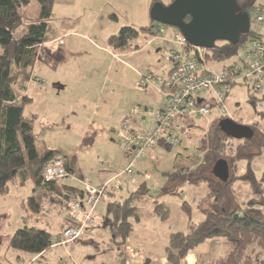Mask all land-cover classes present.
Listing matches in <instances>:
<instances>
[{"label":"rangeland","instance_id":"rangeland-1","mask_svg":"<svg viewBox=\"0 0 264 264\" xmlns=\"http://www.w3.org/2000/svg\"><path fill=\"white\" fill-rule=\"evenodd\" d=\"M168 1L170 0H163V3L167 4ZM260 3L264 4V0H257V4L260 5ZM120 20H122V23L125 21L123 18ZM158 25L159 29L163 28L166 31L165 34H159V36L173 37V27ZM252 28H254V25H252ZM117 33L115 34L117 35ZM149 41H151V44H148ZM135 42L143 45L141 53L134 57L137 61H142L132 63L129 58H122L133 68L131 70L124 68V75L122 73L113 77L112 74L104 90L95 89L99 87L98 84H101L105 77L102 74L100 58L93 56V58L87 57V59L81 60L79 64H81L82 73L85 71L84 75H66L61 72L62 69L55 71L52 67H45L46 65L43 66L41 63L36 66L39 56L42 54L43 44L40 47L38 59L32 72V80L26 86L27 89L23 91L24 94L33 98V102L25 109V115L28 117L31 115L36 116L34 125L38 148L40 150L45 148L56 150L60 153L61 159L70 163L74 174L72 177L61 180L62 183H68L79 188H82L85 183L103 185L107 181H116L118 174L131 168L133 174L118 178L124 186L123 197L131 195L142 183L147 186L146 194L136 195L133 198L132 205L139 208L141 217H143L141 226L137 227L141 229L138 232L136 231L133 240L140 241L139 237L143 235V238L157 237L161 241H168L171 233L177 231H180L179 233L187 232L190 229V223L197 224L204 219L199 205H204V208L217 209V207L214 209L209 206V203H212L215 197L209 199L208 188L204 185L186 184L175 195H170L165 190L167 191L168 188H172L174 185V183H171L168 186V174H172L176 169L182 170L183 168L193 167L199 160V158L197 160L196 158L203 156L198 150L200 134L211 130L210 124L217 117H221L223 113L219 105L212 104L205 119L199 118L195 121V125L199 127L195 128L193 134L190 137L181 136L179 143L173 146L171 151L159 147L156 151H149L145 156H140L137 159L135 155L127 156L125 150L118 144L116 134L111 132V126L118 125L120 117L130 115L133 108L139 106V112L146 113L147 117L145 121H138L139 126L150 129L156 124L153 111L160 109L165 104L164 96L153 87L145 89V92L138 90L135 86V73L133 72L134 70L141 71V69H144L142 66L150 63V56H152V59L158 56L157 59L160 60L159 63L163 66L161 73H166L170 66L164 60V51L166 48L175 47L173 44H167L161 38L155 40L154 37L144 32ZM158 47L161 48L159 54L156 53ZM242 56L243 49L234 57L220 62L222 64L212 63L211 61L207 63H209L210 69L216 70L220 65H229L231 62L242 58ZM50 61L49 57L45 58L46 64H49ZM96 70V73L89 74V71ZM91 81L92 85H90ZM57 83H63L66 88L64 90L60 88L53 89ZM233 88L232 95L234 98L231 104H228L229 108L227 110L238 123L249 125L256 123L257 125H252V127L258 128L256 131L264 134V101H258L254 107L245 93L240 92V89H235L243 88L242 86L235 85L231 87V89ZM35 90L41 92L37 93ZM205 96L209 100H215V97L210 93ZM236 102H239V105H236ZM145 108L149 109L148 112L144 111ZM102 127L107 129L109 136L101 132ZM135 129L140 130V128ZM240 164L241 168L237 170L238 176L243 173L242 171H245L244 168L246 167L245 161ZM252 168L258 178L264 174V149L261 156L252 163ZM216 178L219 182L215 186L218 184V188H222L223 191L224 182L219 177ZM232 187L241 202H247L253 198L247 183L237 180L234 181ZM32 190L33 185L31 183L20 186L18 181H14L9 184L8 193L0 196V210L3 209L9 214L7 227L9 234L24 225L22 217L25 211L20 209L19 202L22 199L29 198L32 195ZM108 197L121 199L118 194H109ZM159 201L166 204L170 212V217L165 222L155 217V204ZM99 202L100 204H97L96 207L98 219L95 218L90 224L88 232L81 239L82 241H75V244L69 243L66 245L67 247H61V245L56 248L52 247L38 256L10 249L7 259L11 260L13 264H120L123 259L126 260L132 253H141L144 256L150 254L159 259L162 254H165L167 244L162 246L161 241L155 243L156 246L154 245L152 250L148 249L146 251L139 250L141 248L133 242L130 243V241L126 242L124 246L115 244L111 240L110 232L104 229L102 224L104 220L102 218L106 215L108 200L103 198ZM224 202L223 206L227 208L229 204ZM184 203L192 208L191 222L182 209ZM53 207L51 204L45 205L41 213L30 214L29 225L50 232L55 243L57 242L58 230L53 228L56 225L55 216H52L53 212L56 211ZM66 207L69 209L68 206ZM132 222H134L133 219ZM149 231H152L149 237H145ZM223 240L227 242L224 238ZM206 242L210 241L203 242L191 252L198 253L199 258L196 264H212L218 258L211 259L212 257H209L210 253L217 256H223L226 253L225 245L217 248L213 246L214 243ZM4 243L9 244L7 238ZM227 244L229 246L228 242ZM188 256L189 254L183 264H194L192 258L188 259ZM18 257H20V260ZM208 258L210 259L208 260Z\"/></svg>","mask_w":264,"mask_h":264},{"label":"trees","instance_id":"trees-1","mask_svg":"<svg viewBox=\"0 0 264 264\" xmlns=\"http://www.w3.org/2000/svg\"><path fill=\"white\" fill-rule=\"evenodd\" d=\"M158 2L161 1L152 2L150 14ZM237 2L240 12L248 13L250 17L254 8L259 6L257 0ZM55 3L56 0H0V196L8 193L11 182L18 181L20 186L31 183L32 195L21 203V207L34 215L41 213L45 205L64 209L71 200L82 201L85 197L84 189L61 181H43L44 167L62 157L56 150L38 148L34 125L36 116L25 115V109L33 102V98L23 91L32 80L40 47L57 36L51 24ZM186 21L189 22L190 18L187 17ZM158 30V23L150 16L149 27H124L109 39V45L115 51H131L134 48L133 41L141 33L154 37L159 35ZM251 36L250 31L242 34L238 44L217 42L215 48L206 49V62H222L234 57L247 46ZM249 97L250 103L255 106L256 97L252 94ZM222 120L219 118L212 122L207 134L202 132L198 150L203 156L196 159L195 168L179 169L168 174V186L171 183L174 185L165 190L166 193L178 194L186 184L204 185L208 188L209 199L215 197L209 206L214 209L217 207L213 210L199 205L204 219L197 224L190 223L187 233L171 235L166 249L168 264H183L188 254L203 242L214 238H224L231 249L227 256L214 260L212 264H264V174L258 178L252 168V163L264 149V134L252 127L251 139L235 140L221 131L219 124ZM162 146L168 151L172 149L171 145ZM221 160L228 163L230 172L223 191L218 188V184L215 186L219 181L214 172L215 165ZM244 161L245 171L238 176L237 170ZM67 169L70 173L68 166ZM237 180L248 184L253 194L251 200L241 202L237 198L232 187ZM146 193L147 189L142 186L129 198L113 199L108 203L102 224L110 232L115 244L126 245L134 223L141 218L139 209L132 205L133 198ZM224 200L229 204L227 208L223 206ZM182 209L191 222L192 208L184 203ZM154 210L161 221L169 219L170 212L166 204L156 202ZM54 244L56 242H53L51 233L25 226L14 232L8 247L38 256ZM120 264H126V260L123 259Z\"/></svg>","mask_w":264,"mask_h":264},{"label":"built area","instance_id":"built-area-1","mask_svg":"<svg viewBox=\"0 0 264 264\" xmlns=\"http://www.w3.org/2000/svg\"><path fill=\"white\" fill-rule=\"evenodd\" d=\"M254 25V28H252ZM264 8L256 6L252 12L250 32L252 36L243 49L240 63L235 62L228 68L212 71L206 65V49L190 45L179 30H175L171 39L159 36L174 48H166L164 60L170 66L166 73L149 71L142 74L137 82L140 90L156 87L165 98V104L153 111L156 124L150 129L137 131L124 122L116 132L118 144L127 155L135 158L145 156L150 150L162 145L176 146L180 137L190 133L189 124L193 120L205 118L210 105L202 100L205 94H213L214 104L219 105L222 116L235 118L228 113L226 100L229 90L235 85L246 86L257 97L264 96ZM165 34V29H159ZM202 100V101H201ZM140 110L134 107V113ZM237 122V121H236ZM128 168L116 176V181L107 182L100 187L85 183V197L82 201L71 200L67 206L73 224L63 231V239L57 244L66 246L79 241L88 232L90 224L97 217L96 207L99 201L121 190L118 178L133 174ZM43 181H61L70 176L66 162L57 158L43 169Z\"/></svg>","mask_w":264,"mask_h":264},{"label":"crops","instance_id":"crops-1","mask_svg":"<svg viewBox=\"0 0 264 264\" xmlns=\"http://www.w3.org/2000/svg\"><path fill=\"white\" fill-rule=\"evenodd\" d=\"M153 1L154 0H56V3L54 5V9H53V16H52L51 24L55 28V30L57 32V36L53 41H51L50 43H46V44H44V46H42L43 47L42 54H40L39 60L37 61L36 66H38L39 63H41L43 66L46 65L45 67H48V68L52 67L55 71H60L62 69L61 72L63 74H66V75H84L85 71H84V73H82L83 70L81 69V67H80L81 64H79V63H81L82 59H87V57L93 58V56H94V57L101 59L102 74L105 76L103 79V82L101 84H98L99 87H97L95 89H99V90L106 89L108 82H109V77L110 76L112 77V74H113V77L121 75L122 73L124 75V68H128L129 70H131L133 68L131 65H129L128 62H126L125 60H122V58L126 57V58H129L132 63H134V62L139 63L142 60L137 61V59H135L134 57H136L138 54H140L142 49H143V45H141V43L139 44V42H135L137 40L136 39L133 41L134 48L131 51H127V52L115 51L110 47L109 39L112 36H115L116 32L119 33V31L124 27H133L135 29H140L143 27H149L150 26V6H151ZM160 1L163 3V0H160ZM170 1H168V3ZM259 6L264 8V4H262V3H260ZM121 18H123L125 20L124 23H122V20H120ZM154 39L159 40L160 38L154 36ZM166 39H171V38H166ZM163 41H165V40H163ZM150 42L151 41H149L148 44H151ZM160 52H161V48L158 47L156 50V53L159 54ZM46 57H49L51 60L49 64L45 63ZM151 57L152 56H150V59H149L150 63L142 66L144 69H141V71L134 70L133 73H135L134 75H135V86L136 87H137V82L140 79V76L142 74H146L149 71H153L155 73H161V71L163 70V66L159 63L160 60L157 59L158 56H156L155 59H152ZM240 61H241V58L231 62L229 65H226V66L220 65V67L216 70L210 69V67L208 65L209 63H206V65H207L208 69H210L212 71H220L224 68L230 67L234 62L236 64H238V63H240ZM212 63L222 64L220 62H212ZM89 72H90L89 74L91 75V74L96 73L97 70L96 71H89ZM90 85H92V81L90 82ZM240 86H242L243 88H235V89H240V92L245 93L248 96V98H250L249 96L251 95V93L249 92L247 87L243 86V85H240ZM58 88L64 90L66 88V85L64 86L63 83H57V84H55L53 89H58ZM137 89L140 90L138 87H137ZM153 89H155L159 92V90L156 87H153ZM241 89H244V90H241ZM233 90H234V88L233 89L230 88V90H229V95H228L227 100L225 102L227 108H229L228 104L229 103L231 104V101H233V98H234L232 95ZM140 91L145 92V90H140ZM35 92L39 93L41 91L35 90ZM205 95L202 96L203 98H201V99L207 101V103L211 106L213 103ZM254 97H256V100H255L256 104L258 103V101H264V98H263L264 96H262V97L254 96ZM235 104L239 105V102H236ZM256 104H255V106H256ZM147 110H149V109L145 108L144 111L148 112ZM228 113L231 114L229 111H228ZM146 118H147L146 113H143V112L141 113L139 111L134 113V111L132 110L130 115L127 114V115H123L122 117H120V121H119L118 125H116V126L112 125L110 130L112 133L114 132L116 134V132L118 131V129L122 126V124L124 122H127L128 124H130V126L133 128L147 129V128H141L139 126V123H138L139 120L145 121ZM219 118L226 119V117H224V116H221ZM219 118L217 117L215 120H218ZM203 119H205V118H203ZM196 120H193V122H191V124H189L190 133L187 135H183V136L190 137L193 134L195 128L199 127V126L197 127V125H195ZM240 121H242V119H240ZM241 124H244V123H241ZM211 125H212V123L210 124V127H211ZM244 125H248L252 128V125H256V123H253L250 125L249 124H244ZM258 125L260 126V123ZM104 126H106V125H104ZM102 128H101V132L108 135L107 129L106 128L102 129ZM199 129H201V128H199ZM204 133L207 134L206 131ZM202 135L203 134H200V138L202 137ZM160 147H163V146H160ZM156 150L157 149L150 150V152H153ZM125 154H126V152H125ZM200 154H201V152H200ZM127 156H130V155H127ZM198 158L201 159L202 157L199 156L196 159H198ZM66 162H67V166L70 170V176L69 177H72V175L74 174V171L71 169L70 163L67 160H66ZM194 166L191 168H195ZM187 168H190V167H187ZM183 169H185V168H183ZM178 170L176 169V170H174V172H176ZM244 170H245V168H244ZM242 172H244V171H242ZM138 174H140V173H138ZM107 182H110V181H107ZM107 182H105V183H107ZM65 184L70 185V186H74V185H71L68 183H65ZM90 184H92V183H90ZM92 185L95 187L102 186V185H94V184H92ZM142 186H144L147 189L146 184L142 183L138 188H136L137 190L135 189L136 190L135 192H137L139 190V188ZM80 189H84V185ZM123 189H124V186L121 184V190L118 191L117 193H112V194H118L121 199H127L133 193H135V192H133L131 195L129 194L130 196L128 195L126 197H123L124 196V194H122ZM104 199H107L108 203H109L114 198L113 197H110V198L106 197ZM117 199H119V198H117ZM24 200L25 199H22L19 202L20 209H22L21 203ZM98 204H100V202ZM53 206L54 205H52V207ZM106 208H107V206H106ZM53 209L56 210L53 212L54 214L52 215V216H55V219H56V225L53 226V228L57 229L58 233L56 235L57 236V242L52 247L56 248V247H60L57 244L63 239L64 229L71 226L73 224V221H72V218H71L70 213H69L66 206L64 207V209L54 206ZM59 210H63V211L59 212ZM23 211H25V210H23ZM29 215L30 214L26 211H25V214H23L22 219H23L24 225L22 227L30 226L29 221L31 219L29 218ZM8 216H9V214L7 212H5L3 209L0 210V264H13V262L11 260L7 259V254L9 253L10 249L8 247V244L4 243V240L7 238L8 242H9L10 238L14 234V232L17 229L22 228V227H19L13 233L9 234L7 231ZM153 216H155V215L153 214ZM155 217H157V216H155ZM157 218L160 220L159 217H157ZM96 219H98V218L96 217ZM142 219H143V217H141L139 222L134 223L133 232L131 233L130 237L128 238L127 243L129 241H130V243L131 242L135 243L136 245H138L139 248H141L139 250H145V251L148 249L152 250L154 248V245L156 246V244L161 241V240L157 239V237H152V238L149 237V234L152 231L147 232V236H145V237H149V238H143L144 236L141 235L139 237L140 241L139 240H135V241L133 240L134 239L133 237H134L136 231L138 232L141 229V228H137V227L141 226ZM47 226H49V225H47ZM30 227H35V226H30ZM40 230L45 231L44 229H40ZM179 232L180 231L171 233L168 237V241L162 240L161 241L162 246H165L167 244L166 245V249H167L171 235L175 234V233H179ZM187 232H184V233H187ZM152 235H154V233H152ZM80 241H82V240H80ZM208 241H210V242H206V243H214L213 246L217 247V248L218 247L221 248L222 245H225V250H226V253L223 256H217V255H214L213 253H210L209 257L210 258L212 257L211 259L219 258V257H225V256H227V254H229L230 249H231L230 244L228 246L227 242H224L223 238H218V239H213V240H208ZM61 247H67V246H61ZM35 258H37V257H35ZM189 258H192L194 264H196L198 261V258H199L198 253L193 252V253L189 254L188 259ZM210 258H208V260ZM18 259L20 260V257H18ZM126 264H168V262L166 260V250H165V254H162L160 259L157 257H153L150 254L147 256H144L141 253H139V254L132 253L129 257L126 258Z\"/></svg>","mask_w":264,"mask_h":264},{"label":"water","instance_id":"water-1","mask_svg":"<svg viewBox=\"0 0 264 264\" xmlns=\"http://www.w3.org/2000/svg\"><path fill=\"white\" fill-rule=\"evenodd\" d=\"M150 16L158 24L179 30L189 44L207 50L215 48L217 42L238 44L251 25L250 15L240 12L237 0H174L168 5L158 2L152 7ZM219 127L235 140L253 137L250 126L229 118L223 119ZM214 172L223 182L228 181L226 161L217 162Z\"/></svg>","mask_w":264,"mask_h":264}]
</instances>
